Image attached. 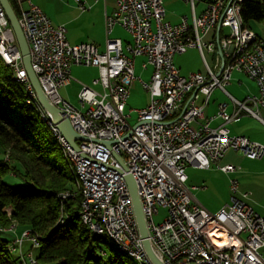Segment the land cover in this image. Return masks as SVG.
Masks as SVG:
<instances>
[{
	"label": "built area",
	"instance_id": "1",
	"mask_svg": "<svg viewBox=\"0 0 264 264\" xmlns=\"http://www.w3.org/2000/svg\"><path fill=\"white\" fill-rule=\"evenodd\" d=\"M185 1L192 9L191 20L183 15L178 24H172L164 19V0H118L115 11L105 16L102 51L92 43L70 44L66 28L53 26L31 0H17L21 5L18 22L29 43L31 67L43 93L69 119L74 131L87 139L76 141L78 150L70 148L88 176V206L83 214L93 233H99L95 215L106 216L123 245L153 264L144 250L124 180L131 174L152 249L164 264H264V217L247 204L250 192L237 196L238 181L231 179L230 202L213 213L193 201L185 185L189 166H214L226 174L237 171L239 167L221 163L229 151L251 160L264 158V144L231 135L225 126L242 116L264 125V41L255 46L254 54H246L247 34L235 32L230 16V4L236 0H206L199 16L194 12L195 0ZM75 2L80 11L88 9L83 0ZM117 25L129 34L130 41L112 37ZM212 30L214 38L204 41ZM190 49L199 51L206 75L180 73L175 56ZM0 52L15 62V70H21L22 79L32 86L1 4ZM205 53L213 56V67ZM227 53H235V60L229 69H222ZM137 57H143V68L151 67L152 71L148 82L141 81L149 103L136 110L137 122L132 125V110L127 114L126 107L137 80ZM75 65L98 69L90 86L80 83L78 107L60 94L73 82L71 68ZM233 73L253 80L257 94L244 100L232 97L226 87ZM216 89L228 96L234 110L227 113L226 104H220L217 114L223 123L212 128L204 108ZM72 196L73 192L64 194L65 200ZM159 208H164L166 215L155 224L153 216ZM216 233L221 234V243L214 240ZM18 235L12 245L30 256L29 264H37L23 245L34 244L38 236L28 231Z\"/></svg>",
	"mask_w": 264,
	"mask_h": 264
},
{
	"label": "trees",
	"instance_id": "2",
	"mask_svg": "<svg viewBox=\"0 0 264 264\" xmlns=\"http://www.w3.org/2000/svg\"><path fill=\"white\" fill-rule=\"evenodd\" d=\"M9 2L20 18L21 5ZM241 14L244 27L253 30L258 23L264 28V0H244ZM27 100L0 56V152L5 154L0 159V264L19 262V256L12 259V240L2 236L11 232L13 222L17 234L30 230L38 236L39 250L33 256L39 264H134L121 257L107 237L82 224L80 191L74 198H60L73 191L72 175L59 164L58 140L40 110ZM8 176L20 177L25 186L13 187Z\"/></svg>",
	"mask_w": 264,
	"mask_h": 264
},
{
	"label": "crops",
	"instance_id": "3",
	"mask_svg": "<svg viewBox=\"0 0 264 264\" xmlns=\"http://www.w3.org/2000/svg\"><path fill=\"white\" fill-rule=\"evenodd\" d=\"M31 1L44 12L52 21L53 25H63L66 28V38L70 44L92 43L96 45L98 49H104L105 16L115 11L118 0H83L88 8L84 12L80 11L75 0H66L62 4H59L62 6V11L58 13L53 9L54 2L58 3L57 0H45L44 2L42 0ZM163 5L165 9V21L178 24L183 15L189 16L191 20L192 9L187 1L164 0ZM205 8L206 0H195L194 12L197 16H199ZM124 31L125 30L121 26L117 25L113 29L112 37L123 40ZM214 35L215 31H210L204 37V41H211ZM262 40L264 41L263 38ZM123 41L128 42L130 38L124 39ZM184 54L196 62V70H190L188 75L194 73L206 75L204 62L197 49H190ZM207 54L211 56V63L207 62L213 67V56L209 53H205V57ZM176 56L174 59L175 61ZM148 68L149 67L146 69ZM178 68L180 73L184 75L181 68ZM71 75L74 79L73 82L77 81L76 83L79 85L80 83L88 84L90 81L92 82L91 79H95L98 76V69L92 66L82 67L75 65L71 68ZM188 75L186 74L184 76ZM71 85L66 88L71 87ZM226 90L235 99L244 100L248 95L257 94L258 87L256 83L245 74L233 73ZM222 103L226 104L227 113L233 112L234 106L228 96L219 89L214 90L208 104L204 108L205 119L209 120V126L212 128H216L223 123V119L217 114L219 105ZM262 112L264 114V108H262ZM225 126L231 135L245 136L252 141L264 144V125L253 117L242 116L238 121L228 123ZM221 163L232 164L239 167V169L234 173L226 174L214 166L208 169H199L192 166L187 168V181L185 185L192 200L215 213L229 203L232 197L229 189L230 180L235 179L238 181L239 192L237 196L240 197V193L243 192H250L249 197L245 199L247 204L264 217V158L251 160L244 157L241 153L229 151L226 153Z\"/></svg>",
	"mask_w": 264,
	"mask_h": 264
},
{
	"label": "bare ground",
	"instance_id": "4",
	"mask_svg": "<svg viewBox=\"0 0 264 264\" xmlns=\"http://www.w3.org/2000/svg\"><path fill=\"white\" fill-rule=\"evenodd\" d=\"M243 1L244 0H236L235 4H230V16H231V19L234 20V23H235V32H242V33L247 34V39H245L246 54H254L255 46L260 45L262 43V39H260L258 37V35L252 29L244 27V21H243L242 14H241ZM20 16H21V8H20ZM48 20L52 24V21L49 18H48ZM8 23H9L10 28L12 29L9 20H8ZM53 26H55V25H53ZM22 32H23V30H22ZM23 35H24V33H23ZM26 42H27V40H26ZM16 44H17V41H16ZM27 44L29 47V55H30V46H29L28 42H27ZM17 48L21 54V51L18 47V44H17ZM0 56L3 59L4 63L11 69V71L13 73V79L16 82H18L20 85H22V87L24 88V90L28 96L27 103H29L33 106H36L40 110V112L42 114V118L47 122L49 129L51 130L52 134L58 140V143H59L60 147L62 148L64 154H65L66 160L72 168V173H73L78 191H80V193L82 194V201H81L80 210H79L80 220L84 226H86L90 231H92L91 226L88 224L87 217L83 214V211H85L87 209V206H88V176H85V170L83 169V165H82L80 159L75 157V155L73 154V151L70 148V144L61 136V134L56 129V126L54 124L50 123V122H52L51 118L48 114H46L44 112V110L40 106L39 102L37 101V95H36L35 90L32 88L33 86H31L29 84V82H27L26 80L22 79V71L21 70H15V62L11 58H9V56L6 53L0 52ZM21 58H22V63H23L22 54H21ZM234 60H235V53H227V56H223L222 69H229V67L231 65V61H234ZM30 63H31V57H30ZM82 66H84V65H82ZM72 192L73 191H66V192L62 193L60 195V198L65 200L64 194L72 193ZM75 195H76V192H73V196L71 198H74ZM62 221H64V220H62ZM95 223H96V226L99 230V233H94V234L104 235L116 247V249L118 251H120L121 253H123L129 257L137 258L141 262V264H148L145 262V256L144 255H137L134 252H132V250L130 248H127L126 246L123 245L122 240L119 239V237H116V234L111 231L110 225H109L108 220L106 219V216L95 215ZM25 231H28L30 234H32V231H30V230H25ZM220 235L221 234H219V233H216L214 235V240L218 243H221V240L219 238ZM33 245H34L33 247L38 246L39 245L38 240H35V243ZM13 250H16V248H15V246L12 245V246H10V251H13ZM31 255H32L34 261L37 262L32 253H31ZM20 257H21V261L19 264H29L30 263V256H28L27 259H25L24 254L20 253Z\"/></svg>",
	"mask_w": 264,
	"mask_h": 264
},
{
	"label": "rangeland",
	"instance_id": "5",
	"mask_svg": "<svg viewBox=\"0 0 264 264\" xmlns=\"http://www.w3.org/2000/svg\"><path fill=\"white\" fill-rule=\"evenodd\" d=\"M42 1L44 2L45 0H42ZM57 1H58V3L54 2V8L53 9L56 10V12L58 13V12L62 11V9H61L62 6L59 5V4L60 3L62 4L66 0H61V1L57 0ZM24 6H25V3H24ZM253 31L258 36H260V37H262L264 39V28H263V26L261 24H258V23L254 24L253 25ZM127 38L129 39L130 36H129L128 33H126L124 31L123 32V40L127 39ZM100 50L102 51L103 49H100ZM206 57H207V61L209 63H211V56H209L207 54ZM144 61H145V59L143 57H137L135 59V77L137 78V80L131 86L130 96H129L128 101H127L126 113L128 114L132 110L131 117H130V123L132 125H135L136 122H137V112H136V110L145 107L149 103V94L143 88L141 81L145 82V83L149 81L150 75H151V67H149L148 69H144L143 68V62ZM175 62H176V65L181 68L182 73L184 75H186V74L188 75L190 70L191 71H195L196 70V66H195L196 62L192 58L186 56L185 54L177 55ZM199 66H200V64H199ZM82 67H85V66H82ZM87 75L89 76L88 72H87ZM91 80H93V79H91ZM76 82L74 81L73 84L71 85V87L63 88V89L60 90V94L62 95V97L65 98L74 107H78L79 106L78 97L77 96H78V93H79L80 88H81L80 85L78 83H76ZM90 82L88 84H86V85L90 86L91 83H92V82L91 83ZM95 88L98 89L99 87H95ZM261 114L264 116L262 110H261ZM58 148L62 152V159H61L59 164L61 166H63L64 168H66L71 173L72 178H73V192H76L78 190V188H77L76 183H75V179H74V176H73V173H72V168L69 165V163L67 162L65 154H64L62 148L59 146V144H58ZM4 158H5V154L0 152V159H4ZM186 173H187V170H186ZM6 181L10 185H12L13 187H23V185H24V181L20 177H16V176H8L6 178ZM229 189H230V186H229ZM230 193L232 195L231 189H230ZM210 212H212V211H210ZM165 215H166V210L164 208H160L159 213L157 215L153 216L154 223L155 224L161 223L163 221ZM8 230L11 231V232H5V233L2 234V236L4 238L8 239V240H12V242H13L16 239V235H17L18 230H19L18 229V224L16 222H13ZM20 234L21 233H19V235ZM12 242H11V246H12ZM33 246L34 245L31 244L30 242L24 243V245H23L24 252H31L34 255V253L38 252L39 245L36 246V247H33ZM12 252H13L12 253V259L13 260H17V257L19 256V262H18V264H19L20 261H21L20 252L18 251V249L13 250ZM119 255L121 257L127 259L128 261L134 263V264H141V262L137 258L125 256L120 251H119ZM24 257H25V259H27L28 255L24 254ZM37 264H39V263L37 262Z\"/></svg>",
	"mask_w": 264,
	"mask_h": 264
},
{
	"label": "water",
	"instance_id": "6",
	"mask_svg": "<svg viewBox=\"0 0 264 264\" xmlns=\"http://www.w3.org/2000/svg\"><path fill=\"white\" fill-rule=\"evenodd\" d=\"M0 4L6 14L7 19L10 22L12 27L15 39L17 41L18 47L21 51L23 56V66L26 70L27 76L33 86V89L37 95V101L39 102L40 106L44 110L46 114H48L51 118L52 123L56 126V129L61 134V136L70 144V146L78 150V146L76 141L87 140L86 138L78 135L71 126L69 119L63 117L61 110L57 107L53 106L45 94L43 93L40 83L38 81L37 75L31 68L30 63V55H29V47L26 42V39L23 35L22 29L19 25L18 18L9 2V0H0ZM107 146L109 143H104ZM116 157V156H115ZM119 163L122 165L124 170H127L125 165L123 164L122 160L119 157H116ZM124 180L127 183V187L132 198L133 210L135 214V218L138 224L139 234L142 239V244L144 250L151 260L153 264H164L154 253L150 240H149V232L146 226V220L144 214L142 212V207L140 203V199L137 193V185L136 182L131 174H127L124 176Z\"/></svg>",
	"mask_w": 264,
	"mask_h": 264
}]
</instances>
